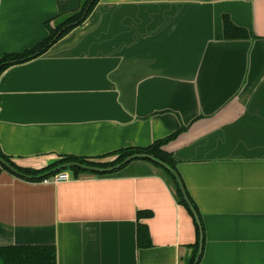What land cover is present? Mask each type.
Returning <instances> with one entry per match:
<instances>
[{
	"label": "crops",
	"instance_id": "1",
	"mask_svg": "<svg viewBox=\"0 0 264 264\" xmlns=\"http://www.w3.org/2000/svg\"><path fill=\"white\" fill-rule=\"evenodd\" d=\"M59 14L60 0H0V58L45 41ZM225 17L249 38L227 40ZM182 129L165 150L192 209L143 160L60 183L2 171L0 248L54 247L57 264H191L199 244V264H264V0H100L0 77V150L23 169L104 162Z\"/></svg>",
	"mask_w": 264,
	"mask_h": 264
},
{
	"label": "trees",
	"instance_id": "2",
	"mask_svg": "<svg viewBox=\"0 0 264 264\" xmlns=\"http://www.w3.org/2000/svg\"><path fill=\"white\" fill-rule=\"evenodd\" d=\"M100 0H60V14L56 19L55 26L47 24L49 31L48 38L32 49L26 50L20 54H8L0 58V77L10 67L28 62L44 54L54 44L68 35L78 26L82 25L91 15ZM68 15L67 17H63ZM225 38L227 40H245L249 38L246 30L236 27L230 19L225 17ZM183 131L167 137L166 139L156 141L146 148H126L106 155L103 158L117 157L113 161H94L74 156L65 157L55 164L42 170H29L18 167L10 158L5 156L0 150V173L9 171L17 177L32 181L43 182L51 179L55 175L65 171H72L74 178L81 175L107 176L114 175L122 171L130 163L118 167L127 158L133 155H146L150 158H140L149 162L160 170L162 177L173 187L176 197L183 205L193 208L192 203L186 194L184 185L177 170V162L174 156L165 150V146L174 140ZM152 158V159H151ZM8 166L13 170L11 171ZM92 169L105 170L102 172ZM195 212V211H194ZM149 216V213L140 212L139 219ZM138 244L140 248H150L152 246L150 231L147 225H138ZM200 252L199 244L196 245L194 259L191 264H195ZM202 258L200 256L199 261ZM0 260L3 264H57L56 249L54 247H13L0 248ZM199 264V263H198Z\"/></svg>",
	"mask_w": 264,
	"mask_h": 264
},
{
	"label": "water",
	"instance_id": "3",
	"mask_svg": "<svg viewBox=\"0 0 264 264\" xmlns=\"http://www.w3.org/2000/svg\"><path fill=\"white\" fill-rule=\"evenodd\" d=\"M140 158H150V157H148V156H146V155H133V156L127 158V159H126L121 165H119L118 167L124 166V165H126V164H128V163H131L132 161L138 160V159H140ZM151 159H152V158H151ZM8 168H9L11 171H13V172L16 173V171L13 170L10 166H8ZM92 170H93V171H97V172L105 171V170H100V169H92ZM201 254H202V247L200 248L199 256H198V258H197L195 264H198V263H199V259H200Z\"/></svg>",
	"mask_w": 264,
	"mask_h": 264
},
{
	"label": "built area",
	"instance_id": "4",
	"mask_svg": "<svg viewBox=\"0 0 264 264\" xmlns=\"http://www.w3.org/2000/svg\"><path fill=\"white\" fill-rule=\"evenodd\" d=\"M73 180V177L68 172H61L52 177L51 179L45 180V182H53V183H60L64 181H70Z\"/></svg>",
	"mask_w": 264,
	"mask_h": 264
},
{
	"label": "rangeland",
	"instance_id": "5",
	"mask_svg": "<svg viewBox=\"0 0 264 264\" xmlns=\"http://www.w3.org/2000/svg\"><path fill=\"white\" fill-rule=\"evenodd\" d=\"M67 16H68V15H64L63 17H67ZM113 159H114V158H111L110 160H107V159H106V160H104V162H105V161H113Z\"/></svg>",
	"mask_w": 264,
	"mask_h": 264
}]
</instances>
